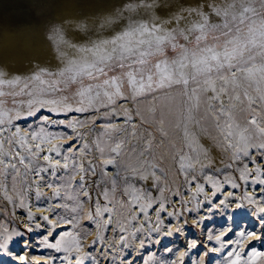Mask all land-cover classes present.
<instances>
[{
  "label": "snow or ice",
  "instance_id": "obj_1",
  "mask_svg": "<svg viewBox=\"0 0 264 264\" xmlns=\"http://www.w3.org/2000/svg\"><path fill=\"white\" fill-rule=\"evenodd\" d=\"M156 7H169V0L129 2L114 19H104L102 27L121 21L119 30L87 44H68L61 30L54 29L50 38L58 46L72 47L74 57L61 53L58 67H39L27 76L5 78L0 73V206L11 205L10 217H15V209L24 210V228L31 233L33 226L41 227L32 211L33 199L58 201L45 208L52 218L39 217L50 225L40 241L43 248L62 254L49 253L47 264H102V259L131 264L124 259L125 250L143 248V237L160 232L162 213L179 217L185 210L193 211L186 205L201 195L208 199L205 185L215 197L224 184L242 192L224 193L219 203L227 204L231 198L254 205L250 214L262 231L233 232L229 227L208 239L220 245L216 251L233 246L226 264H264V251L257 250L264 244V0H194L188 7L178 5L167 18L157 16ZM77 27L87 32L86 24ZM170 93L181 99L173 126L181 133L182 146L173 159H178L177 172L188 197L171 186L167 172L156 162L154 137L139 134L134 123L140 117V128L147 132L148 121L134 106ZM102 108L108 111L101 113ZM42 111L49 115L39 116ZM77 113L81 115H73ZM86 113L109 120L122 116L123 124L107 123L100 135L86 142L76 131L85 126ZM61 115L67 122L54 118ZM28 117H38L40 123L22 127L18 121ZM61 126L73 135L50 130ZM70 139L76 146L57 143ZM207 140L212 142L208 147ZM212 148L231 161L224 164L230 172L222 173V180L204 172L212 167ZM98 165L100 179L89 184L86 177L97 175ZM171 204L183 207L170 208ZM85 205H90L86 214ZM85 215L94 225L91 243L93 230L82 223ZM19 224L11 218L0 223V256L11 257L13 264L17 260L38 264L10 247L22 246L25 253L37 247L35 238L24 239ZM58 228L64 230L57 232ZM250 241L256 243L248 247ZM89 248L92 251H86Z\"/></svg>",
  "mask_w": 264,
  "mask_h": 264
},
{
  "label": "rangeland",
  "instance_id": "obj_2",
  "mask_svg": "<svg viewBox=\"0 0 264 264\" xmlns=\"http://www.w3.org/2000/svg\"><path fill=\"white\" fill-rule=\"evenodd\" d=\"M169 55H172V53L169 52ZM172 94L170 93L168 97L160 94L158 95V98L155 100L150 99V98L145 99L143 100V102L135 105L134 107L139 109L140 114L142 112L143 114L145 113L150 114V113L159 111L160 110L159 101H162L166 97L169 98ZM161 98L163 99L161 100ZM5 99L10 101L11 97H5ZM23 99L26 100L28 99V97H24ZM119 103L122 104L124 107H128L127 106L128 104L125 103L124 101H120ZM8 107H12L11 103L8 104ZM130 107H133V105H130ZM107 111H108L107 109H104V108L101 109V113H106ZM38 115L39 116L49 115V113L47 111H42ZM73 115L80 116L81 114L77 113ZM84 116H86L87 119L85 120V126H84V130L82 131V134L88 137L87 142H91L98 135H100V132L103 129V126L105 124L110 123V122L114 124L120 123L119 125L123 124L122 116H119L118 118L115 117L111 120H109L108 117L97 118L95 116H92L90 113H86L84 114ZM54 118L58 120H65L67 122V117L63 115L54 116ZM139 119L140 117H137V119L134 120V123L137 124L139 134L147 135L150 133L154 137L153 147H152L153 155L155 156L156 162L159 164V166L163 168L165 172H167L169 179L171 181V186L173 188H180L181 192L183 193V196L188 197L189 193L188 191L186 192L187 189L183 185V178L177 172V168H178L177 162L176 160H174V162L171 161L177 149H179L182 146L181 138L174 137L173 140L168 139L169 138L168 136L170 134L167 133V131L163 128L165 126L166 128H168L167 125H169V122H166V120H164L162 117L158 118V120L163 119V123L161 122L157 123L156 120L148 121V123L145 124L144 126V128L148 130L147 132H145L143 128H140ZM93 120H95V124L92 123ZM172 122H174V118L172 119ZM18 123L22 127L23 126H35L40 123V120L38 117H28V118H23L19 120ZM170 128H171L172 133H175L178 130V129H175L173 125ZM50 130L55 131V132L67 131L70 136L73 135L71 129H64L63 126L52 127L50 128ZM164 132H166L167 135H164L163 134ZM57 143H63L65 147H67L69 143H72L74 146H76V142L71 139L65 140V141H57ZM132 143H135V140H133ZM169 146L171 149L169 148ZM166 153L168 155H166ZM92 158L93 157L90 156V157H85L84 159H92ZM226 162L231 163V161L228 162L227 160ZM249 167H252V165L249 164ZM226 168L227 167H225V173L227 174L230 172V169L228 168L226 169ZM107 171H108V174L111 175L114 170L113 168H109L108 166ZM211 172L209 173V175L210 174L215 175V176L220 177L221 180L223 179V176H222L223 172L220 171L217 173V171L215 170ZM99 173H100V167L98 165L97 175L86 177L87 182L89 184H92L93 182L98 181L100 179ZM58 175H61V173H58ZM47 178L48 177L46 175V179ZM76 179L78 181L79 177H76ZM224 186H226L225 188L226 190H222L221 193H218L215 197H212L211 191L213 189H211L209 185H205V190L206 192L209 193L210 196L208 197V199H205V197L201 195V200L198 199V201L201 203V206L206 203H207L206 205L211 204L209 207L210 208L209 210L207 209V207L201 208L200 206L199 208L200 203L197 206L196 204L197 202L193 201V203L186 205V207L192 208L194 210L190 212L185 210L183 211V214L180 215L179 217L174 216L175 222H174V219L170 221L171 220L170 218H165L169 216L166 213H162L161 214L162 221L166 219L168 220V222H166L165 224L161 223V232H157L152 237L150 235L143 237L145 239V245L143 248H140L134 245L133 247L126 249L124 253V259L126 261L131 262V264H226V261L230 259L227 256V252L233 246L229 245V248H225L223 251H216V249H219L220 245L217 244L215 240H209L208 239L209 234H212L213 236H215L220 231L225 230L226 228H229V227L233 229V232H238L240 230H245V229L255 230V231L259 230L257 234H260L262 229L257 226L256 216L250 214L253 212L255 206L248 205L246 200L240 201L241 203L243 202V207H239L235 209H233L234 208L233 203H235L236 201L235 202L229 201L230 203L228 204L230 205H227V204L222 205L219 203L221 199H224V195L222 194L227 193V191L229 192L231 190V192H235L237 193V195H239L242 192L241 189H231L226 184H224ZM192 187L195 188V184H193ZM256 187L259 188L260 186L256 185ZM170 199L172 201H176L178 197L170 196ZM57 202L58 201H56L55 203ZM170 207L179 208L183 206L179 204H171ZM89 208H90V205H85V209H84L85 214L87 213ZM231 209L234 211H232ZM58 211H61V210L58 209ZM203 214L204 216H201ZM150 215H151V212H150ZM6 217H7V220L10 218L16 220V217H10L9 215ZM192 217L194 219H192ZM229 217H231L232 219H229ZM7 220L5 222H7ZM194 220H197V221L200 220L201 222L197 223ZM82 223L87 229L93 230V234L89 236V241H88L89 243H91V240L95 238L94 225H92L90 222L87 221L86 215ZM242 224L244 225V228H242ZM11 227H16V224H12ZM19 227L21 228L20 225ZM177 229H179V231H177ZM22 230L25 231L26 233V236L24 237L25 240L27 241L30 238H35V243L37 245L34 251L28 252L30 260H35L38 262V264L39 263L47 264V257L49 253L55 256L62 255L61 253H55V252H52L51 250L43 248L40 241L42 237L47 234L46 231L28 233L27 229H22ZM63 230L64 229L62 228H58L56 231L60 232ZM168 231L171 232V235L166 234ZM229 237L231 239H235V236H232L231 233H229ZM229 237H226L225 239H229ZM262 239H264V237H262ZM193 242H195L196 247H192ZM255 243H256L255 241H250L248 243V247H251ZM13 246L14 245H10V247H13ZM210 247H213V248L210 249ZM169 249H171V251H169ZM257 250L264 251V244L257 245ZM86 251H92V249L89 248V249H86ZM245 251H247V248L245 249ZM187 252L191 253L190 258H187ZM181 253H185V255L182 258L180 257ZM22 254L25 255V252H23ZM35 256H39V258L44 259V261H41V260L38 261ZM2 257L3 259L6 260L5 263H2ZM0 264H13V261L11 257L9 256H0ZM53 264H59V261H54ZM86 264H91V261L86 262ZM102 264H111V262L110 261L104 262L102 259ZM116 264H119V260L116 261ZM257 264H259V261L257 262Z\"/></svg>",
  "mask_w": 264,
  "mask_h": 264
},
{
  "label": "bare ground",
  "instance_id": "obj_3",
  "mask_svg": "<svg viewBox=\"0 0 264 264\" xmlns=\"http://www.w3.org/2000/svg\"><path fill=\"white\" fill-rule=\"evenodd\" d=\"M129 2L135 3L136 0H20L11 3L0 1V73H3L5 78H11L15 76H27L36 71L39 67L53 69L58 67L61 62V53L66 57H74L75 55V50L72 47H69L68 44H87L89 40H95L98 36L108 37L112 34L114 29L119 30V25L122 23L121 21H117L111 27H102L104 19L106 17L114 19L116 14L121 12ZM193 3L194 0H169V7H156L155 13L157 16L167 18L170 13L177 11L178 5L182 4L184 7H188ZM124 14L127 15V13ZM141 15H143V13ZM79 24H86L87 32L81 31L77 27ZM54 29L61 30L64 39L68 44H60L58 46L56 41L50 38ZM4 90L8 91L9 89L5 86ZM167 97L164 99L161 98V100H163L159 101V111L150 114H143L142 112L141 115L146 121L156 120L157 123H160V119L158 120V118L162 117L166 122H169V125H167L168 128L164 125L165 127L163 129L170 134L168 139L173 140L174 137H181L179 130L172 133L170 128L174 125V122H172V119L174 118L173 113L181 104V99L175 93L169 98ZM173 97H175V99H173ZM127 106L130 107L129 104ZM116 117L118 118L119 116ZM115 124L119 125L120 123ZM83 130L84 126H77L76 131L83 137H86L85 140L87 142L88 137L82 134ZM211 143V140H207L205 146L208 147ZM166 155L168 154L166 153ZM211 156L213 158L212 167L205 168L204 172L209 174L211 171L219 168L221 172L225 173L224 164L226 160L223 157V154L219 153L218 149L212 148ZM171 161L174 162V159L172 158ZM221 161H224V163ZM176 162L178 165V159ZM109 168H112V166L109 165ZM226 185L230 187V185ZM225 188L226 186H223V190H226ZM42 190L47 193L48 196H51L50 189L44 188ZM199 199L201 200V196ZM229 201H231V198H229ZM240 201L241 200L238 202L234 201L233 209L239 208L241 205L243 206V202L241 203ZM55 202L56 201H48L44 198H41L39 202L33 199L32 211L37 216V222L41 224L40 228H35L33 226V232H47L50 225L40 220L39 217L41 215H48L49 218H52L54 214L45 211V208L48 204H55ZM194 202H197V206L200 203L198 200ZM206 204L201 206L200 203L199 208L200 206L201 208L207 207L209 210L211 204ZM227 205L230 204L227 203ZM9 208H11V205H9L8 208L0 206V215L3 217V219H0V223H4L7 220L6 216L9 215ZM15 213L16 220L20 221L19 225L21 226V229H26L24 228V223L26 222L25 211L15 209ZM201 216H204V214ZM165 218H170V221L174 219L175 222L174 216ZM192 219L194 218L192 217ZM166 222H168V220L165 219L162 221V224H165ZM257 232H259V230ZM156 233L157 232L152 233L150 236L152 237ZM11 248L17 255L24 252L22 246L14 245ZM212 248L213 247H210V249ZM25 255L29 257L28 252L25 253ZM190 256L191 253L187 252V258H190ZM35 257L38 261H44V259L39 258V256ZM5 262L6 260L2 257V263ZM16 264H20V261L17 260Z\"/></svg>",
  "mask_w": 264,
  "mask_h": 264
},
{
  "label": "water",
  "instance_id": "obj_4",
  "mask_svg": "<svg viewBox=\"0 0 264 264\" xmlns=\"http://www.w3.org/2000/svg\"><path fill=\"white\" fill-rule=\"evenodd\" d=\"M1 2H9V3H11V2H16V1H20V0H0Z\"/></svg>",
  "mask_w": 264,
  "mask_h": 264
}]
</instances>
